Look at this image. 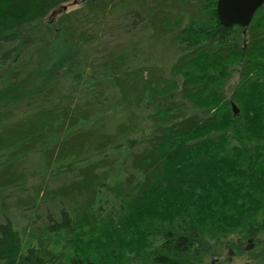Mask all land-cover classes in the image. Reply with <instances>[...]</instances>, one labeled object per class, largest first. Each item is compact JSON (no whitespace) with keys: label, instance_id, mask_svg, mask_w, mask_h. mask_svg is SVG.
I'll list each match as a JSON object with an SVG mask.
<instances>
[{"label":"trees","instance_id":"trees-1","mask_svg":"<svg viewBox=\"0 0 264 264\" xmlns=\"http://www.w3.org/2000/svg\"><path fill=\"white\" fill-rule=\"evenodd\" d=\"M71 1L0 0V264H206L264 236V4L248 27L217 0L54 19Z\"/></svg>","mask_w":264,"mask_h":264},{"label":"rangeland","instance_id":"rangeland-1","mask_svg":"<svg viewBox=\"0 0 264 264\" xmlns=\"http://www.w3.org/2000/svg\"><path fill=\"white\" fill-rule=\"evenodd\" d=\"M87 0H76L71 1L67 4H65V7H60L61 9H57L55 11L54 19L58 14H60L63 11H70L74 10L86 3ZM130 0H126L123 2L124 5H127V3ZM50 17H48L46 20H49ZM69 48L67 45L63 44V41L60 39L56 41V44L53 46L52 51L53 52H61V51H68ZM250 238L246 239L245 241H240L242 243V246L245 245H251L254 244L253 247H251L248 250L238 249L236 253H232L229 251L230 247H227V249H224L223 251H220L218 256H212L211 258H208L206 261V264H264V236L259 237L258 239H254V242L249 241ZM263 259V260H262Z\"/></svg>","mask_w":264,"mask_h":264},{"label":"water","instance_id":"water-1","mask_svg":"<svg viewBox=\"0 0 264 264\" xmlns=\"http://www.w3.org/2000/svg\"><path fill=\"white\" fill-rule=\"evenodd\" d=\"M263 4L264 0H217L216 9L223 25L248 27L255 12ZM234 108L235 113H238V109Z\"/></svg>","mask_w":264,"mask_h":264},{"label":"flooded vegetation","instance_id":"flooded-vegetation-1","mask_svg":"<svg viewBox=\"0 0 264 264\" xmlns=\"http://www.w3.org/2000/svg\"><path fill=\"white\" fill-rule=\"evenodd\" d=\"M252 240L250 241V243L251 242H254V239L253 238H251ZM253 243L251 244V245H245V246H242V243H239V244H237V245H235L234 246V248L230 245L229 247V251L230 252H232V253H236V251H238V249H241V247H242V249L243 250H248V249H250L251 247H253Z\"/></svg>","mask_w":264,"mask_h":264},{"label":"bare ground","instance_id":"bare-ground-1","mask_svg":"<svg viewBox=\"0 0 264 264\" xmlns=\"http://www.w3.org/2000/svg\"><path fill=\"white\" fill-rule=\"evenodd\" d=\"M259 9V8H258ZM217 10V9H216ZM256 13V12H255Z\"/></svg>","mask_w":264,"mask_h":264}]
</instances>
